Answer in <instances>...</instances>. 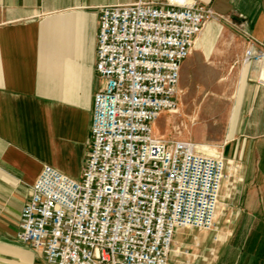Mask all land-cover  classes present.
I'll list each match as a JSON object with an SVG mask.
<instances>
[{"label": "built area", "instance_id": "built-area-1", "mask_svg": "<svg viewBox=\"0 0 264 264\" xmlns=\"http://www.w3.org/2000/svg\"><path fill=\"white\" fill-rule=\"evenodd\" d=\"M218 17L195 0L100 8L102 84L82 175L43 166L21 211V242L50 264H172L178 229L215 225L235 178L226 157L156 136L154 123L177 108L183 62ZM263 57L251 44L245 60Z\"/></svg>", "mask_w": 264, "mask_h": 264}, {"label": "crops", "instance_id": "crops-1", "mask_svg": "<svg viewBox=\"0 0 264 264\" xmlns=\"http://www.w3.org/2000/svg\"><path fill=\"white\" fill-rule=\"evenodd\" d=\"M138 1L0 0V264H50L18 239L22 208L45 164L81 177L102 84L99 10ZM195 1L223 30L211 48H193L181 73L197 82L207 69L213 86L231 76L235 123L223 151L244 162L230 235L209 264H264V57L245 60L251 44L264 51V0Z\"/></svg>", "mask_w": 264, "mask_h": 264}, {"label": "rangeland", "instance_id": "rangeland-1", "mask_svg": "<svg viewBox=\"0 0 264 264\" xmlns=\"http://www.w3.org/2000/svg\"><path fill=\"white\" fill-rule=\"evenodd\" d=\"M217 22L220 25L218 31L223 30L222 23ZM216 33L204 37L200 47L211 48ZM210 73L207 69L201 70V80L197 82L187 73H181L179 103L182 101L185 115L173 119L169 126L165 120H159L158 126L164 138L191 140L200 148L205 145L212 152L223 153L235 178L225 183L217 220L211 229L185 227L179 230L174 243L172 264H209L213 255L220 252L230 235L229 226L234 217L230 215V210L237 204L235 196L243 181V160L228 156L223 151L235 123L231 76L223 81L226 85L213 86L207 84L213 77Z\"/></svg>", "mask_w": 264, "mask_h": 264}, {"label": "bare ground", "instance_id": "bare-ground-1", "mask_svg": "<svg viewBox=\"0 0 264 264\" xmlns=\"http://www.w3.org/2000/svg\"><path fill=\"white\" fill-rule=\"evenodd\" d=\"M213 20L214 19H209L204 23L203 28L201 29L200 33L198 34V36L194 42V46H193L194 49L199 48L201 46V43H202L204 37H206L209 34L218 32L220 25L217 21H213ZM180 92H181V90L179 88L177 108H175L173 110H167V111L162 112L159 115V117L156 119V121L154 123V133L156 136L164 137V135L160 134V127L158 126L159 120H165L166 125L169 126L172 123L173 119L175 120V118H178V117L185 115V113L183 112V109H182V106H183L182 101L179 103V99L181 96ZM201 146L204 149H209L210 153H216V152H212V150L205 145H201Z\"/></svg>", "mask_w": 264, "mask_h": 264}]
</instances>
